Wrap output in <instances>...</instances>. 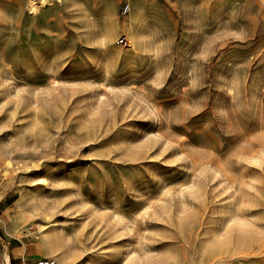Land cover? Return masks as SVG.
<instances>
[{
  "label": "rangeland",
  "instance_id": "374dc122",
  "mask_svg": "<svg viewBox=\"0 0 264 264\" xmlns=\"http://www.w3.org/2000/svg\"><path fill=\"white\" fill-rule=\"evenodd\" d=\"M125 2L0 0V214L56 264H264V0Z\"/></svg>",
  "mask_w": 264,
  "mask_h": 264
},
{
  "label": "crops",
  "instance_id": "0c3cea01",
  "mask_svg": "<svg viewBox=\"0 0 264 264\" xmlns=\"http://www.w3.org/2000/svg\"><path fill=\"white\" fill-rule=\"evenodd\" d=\"M3 214H0V264H38L39 260L51 258L35 236L17 229L21 223L15 228L7 226ZM5 247L9 248V261L5 256Z\"/></svg>",
  "mask_w": 264,
  "mask_h": 264
},
{
  "label": "bare ground",
  "instance_id": "6f19581e",
  "mask_svg": "<svg viewBox=\"0 0 264 264\" xmlns=\"http://www.w3.org/2000/svg\"><path fill=\"white\" fill-rule=\"evenodd\" d=\"M247 1H249V0H247ZM252 1V0H251ZM37 3V2H36ZM144 3V2H143ZM247 3V2H246ZM249 3V2H248ZM139 4V3H138ZM137 5V4H136ZM248 5V4H247ZM37 6V5H36ZM201 6V5H200ZM250 7H251V5H250ZM253 7V6H252ZM147 8V6L144 4H139L138 5V8L136 9V10H133V12L131 13V20L130 21H125L124 22V26H126V28H128V32H129V35H130V38L132 39V45H133V43L135 42V40H134V38H135V36H136V33H135V30H134V21H133V17H136V15H138V11L139 12H141L142 10H145ZM201 9V8H200ZM32 10H35V7H32ZM37 10V9H36ZM37 12V11H36ZM198 12H199V10H198ZM201 12V11H200ZM207 13V12H206ZM202 14V13H201ZM200 13H199V15H201ZM249 14V13H248ZM252 14V13H251ZM263 15H264V13H263ZM258 16V15H257ZM138 21V20H137ZM264 21V20H263ZM262 21V22H263ZM118 22V21H117ZM252 22V21H251ZM118 24V23H117ZM264 24V23H263ZM252 25H253V23H252ZM262 25V24H261ZM125 28V29H126ZM138 28V27H137ZM256 28H258V27H256ZM262 29V28H261ZM137 30V29H136ZM111 32V31H110ZM104 33V32H103ZM105 34V33H104ZM110 34H112V33H110ZM261 34H263V33H261ZM113 35V34H112ZM110 36V35H109ZM262 36V35H261ZM107 37H108V35H107ZM138 37H140V34H139V36ZM106 38V37H105ZM109 39H110V37H109ZM111 41V40H110ZM129 55V54H128ZM17 211V210H16ZM15 213V212H14ZM19 213V212H18ZM18 213H16L15 214V218H13L12 217V215L11 214H9V216H8V218H9V220H10V224L8 225L9 227H11V228H15L18 224H22L23 223V220H22V217H21V215L20 214H18ZM61 239H62V237H61ZM63 240V239H62ZM65 240H63V242H64ZM56 242V241H55ZM61 242V241H60ZM44 247V246H43ZM51 248V247H50ZM62 248V247H61ZM58 250V249H57ZM58 251H60V250H58ZM62 251V250H61ZM63 252V251H62ZM54 253V252H53ZM64 253V252H63ZM62 255H64V254H62ZM61 258V257H60ZM65 258V257H64ZM63 258V259H64ZM67 258H68V255H67ZM70 258H71V256H70ZM67 260V259H66Z\"/></svg>",
  "mask_w": 264,
  "mask_h": 264
},
{
  "label": "built area",
  "instance_id": "2783aa9c",
  "mask_svg": "<svg viewBox=\"0 0 264 264\" xmlns=\"http://www.w3.org/2000/svg\"><path fill=\"white\" fill-rule=\"evenodd\" d=\"M131 11V2L130 0H126V2L123 5L122 12L123 14H128ZM127 40L125 38L120 39V43H126ZM5 256L7 258V261L10 259V252L9 248L5 247ZM38 264H56V261L54 259H42L38 261Z\"/></svg>",
  "mask_w": 264,
  "mask_h": 264
}]
</instances>
